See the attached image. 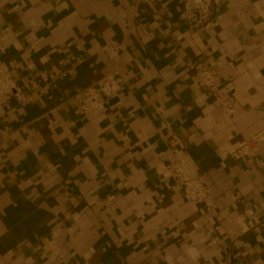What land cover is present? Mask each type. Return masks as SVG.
<instances>
[{"label": "crops", "instance_id": "0c3cea01", "mask_svg": "<svg viewBox=\"0 0 264 264\" xmlns=\"http://www.w3.org/2000/svg\"><path fill=\"white\" fill-rule=\"evenodd\" d=\"M218 1L193 29L184 0H0V60L33 97L0 100V264H264V0ZM108 40L126 88L86 114ZM197 60L233 116L194 84Z\"/></svg>", "mask_w": 264, "mask_h": 264}, {"label": "built area", "instance_id": "2783aa9c", "mask_svg": "<svg viewBox=\"0 0 264 264\" xmlns=\"http://www.w3.org/2000/svg\"><path fill=\"white\" fill-rule=\"evenodd\" d=\"M219 6L218 0H184L183 19L190 28L204 27L213 21ZM102 50L111 62V69L94 83L81 90V108L86 114L106 112L109 109L111 99L118 96L126 88L125 80L120 72L126 52L125 45L117 40H108L103 45ZM191 68L194 84L208 90L220 109L228 116H233L236 112L235 98L230 92L220 87L221 79L217 68L202 60L194 61ZM0 100H14L20 105L29 104L33 101L32 94L14 78L10 65L4 60H0ZM261 139V133H255L247 144L237 148L234 153L240 156L255 152L256 145ZM170 168L175 182L182 187L184 197L188 201L208 202V186L200 178L190 176L179 162H174Z\"/></svg>", "mask_w": 264, "mask_h": 264}]
</instances>
